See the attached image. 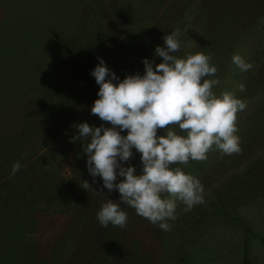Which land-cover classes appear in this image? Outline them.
<instances>
[{
  "label": "rangeland",
  "instance_id": "374dc122",
  "mask_svg": "<svg viewBox=\"0 0 264 264\" xmlns=\"http://www.w3.org/2000/svg\"><path fill=\"white\" fill-rule=\"evenodd\" d=\"M211 3L212 0H0V140L5 142L19 131L30 130L28 140L24 138L28 154L43 155L54 166L51 174L57 179L58 187L63 186L61 181H69L82 190L85 173L90 176L87 155L82 149L73 150L82 141H69L78 135L72 125L82 123L85 113L90 114L99 99V85L91 75L99 64L97 58L103 59L119 79L143 76L144 59H154V69L163 62L155 56V49L165 47L164 40L151 43V35L157 39L178 28L181 47L174 55L187 58L197 53L209 54L212 53L209 48L215 44L210 64L217 67V72L214 77L206 78L220 81L213 88L217 97L225 91L235 92L237 98L247 101V107L237 114L240 152L222 155L213 148L204 161L189 160L186 166L170 167H180L185 174L200 180L205 189L203 209L213 207L219 192L229 190L245 173L251 184L252 173L247 172H252V161L264 158V113L261 111L264 106V0H224L219 12H210ZM182 12L184 20L170 27L173 15L180 16ZM127 17L129 22L124 25ZM212 18L219 26L208 39V33L204 37L203 30L205 24L212 23ZM129 32L135 45L128 47L123 44L122 34ZM234 54L241 55L254 67L241 72L232 62ZM240 84L245 85V91L237 90ZM258 113L263 118L252 119ZM105 127L111 125L106 122ZM176 131L184 134L179 129ZM124 134L121 133L127 135ZM165 134L166 130H157V136ZM135 153L137 160L133 166L140 167L142 175L141 154ZM121 179L118 177L116 183ZM87 182L92 186L91 181ZM97 183L103 184L101 177L95 178ZM263 201H244L247 204L240 206V215L247 224L263 219L264 206H260ZM184 209L185 205L178 202L176 217L190 212ZM47 210L50 218L42 222V229L38 228L35 236V239L42 237L41 241L46 244L54 238V231L69 225L67 215L55 216L54 209L47 207ZM215 231L219 240L214 244L206 239L203 243L214 250L215 264H244L245 261L264 264V246L258 239L251 237L250 253L244 258V236L240 229L217 223L211 227L210 239ZM60 237L58 234L56 239ZM79 240L81 244L82 236ZM38 244L36 248H41ZM74 250L69 248L63 258L70 257Z\"/></svg>",
  "mask_w": 264,
  "mask_h": 264
},
{
  "label": "clouds",
  "instance_id": "9594fccd",
  "mask_svg": "<svg viewBox=\"0 0 264 264\" xmlns=\"http://www.w3.org/2000/svg\"><path fill=\"white\" fill-rule=\"evenodd\" d=\"M178 37L179 29L163 37L165 47L155 49V56L163 62L154 69V59H144L143 76L129 75L119 81L104 60L97 58L99 64L91 75L99 85V99L91 113L111 127H93L87 122L72 125L78 135L69 142L82 141L93 182L98 176L103 180L101 192L107 189L120 194L119 200L108 199L97 212L101 227H127L123 204L161 230L171 231L167 221L176 219L178 202L185 205V211H191L205 203V189L198 178L170 165L204 161L213 148L222 155L241 151L237 114L246 109L247 101L228 91L217 97L213 88L220 81L206 78L217 72L210 64L213 54L178 58L174 55L181 47ZM232 62L241 72L254 67L239 54L233 55ZM237 90L245 91V85H238ZM158 129L166 130V134L157 136ZM125 130L127 135H121ZM133 148L141 154L142 175L135 174V167L123 166L132 159ZM26 157L24 153L22 158ZM21 167L16 161L11 174ZM118 177L122 179L116 183ZM88 187L84 181V188ZM165 193L167 198H162Z\"/></svg>",
  "mask_w": 264,
  "mask_h": 264
},
{
  "label": "trees",
  "instance_id": "16d2710c",
  "mask_svg": "<svg viewBox=\"0 0 264 264\" xmlns=\"http://www.w3.org/2000/svg\"><path fill=\"white\" fill-rule=\"evenodd\" d=\"M223 2L224 0H212L210 12H219ZM175 15L172 17L175 19H169L170 22L173 21L170 27L178 20H184L185 13ZM127 18L124 25L129 22V17ZM209 24H205L203 30L204 37L208 33V39L213 34V29L219 26L214 18ZM164 35L154 39L152 34L151 43L162 41ZM132 40L130 32L128 35L122 34L125 46H134ZM214 48L215 44L209 51L213 53ZM148 54L149 52L146 53ZM119 81H123L122 77ZM261 111L264 113V106ZM262 115L258 113L252 119H262ZM91 116V113L86 112L82 123L87 122L93 127H100L102 124L105 126L106 122L101 121L98 116ZM124 133L126 135L127 130ZM30 135L31 131L25 129L16 133L11 140H0V172L4 170L0 174V264H215L217 256L214 250L203 243L209 239L215 244L218 232L215 231L212 239L209 237L211 227H215L217 223L240 229L244 236V258L249 256V244L253 238L258 239L264 246V212L263 219L252 224H247L239 212L242 209L240 206L247 204L244 201L259 203V200L264 199V158L252 161V172H247L252 173L251 184L245 173L229 190L219 192L220 197L214 201L213 207L203 209L202 205H198L195 210L182 213L174 221H167L172 225L171 231L161 230L158 224H151L137 215L135 209L123 204L122 209L128 215L127 227L121 229L109 224L104 228L97 219V212L108 199L119 200V192L112 195L107 189L101 192L103 184L95 185L87 172L85 181H91V187L81 186L82 190H78L75 183L69 181H61L64 184L58 187L57 179L51 174L54 166L49 165L43 155L33 156L25 149V142ZM26 137L27 140H24ZM78 147L77 149V145L74 146L73 150L80 151L82 143ZM132 152L133 157L128 167H134L137 160L134 148ZM24 153H27L26 158H22ZM49 153L51 152L47 154ZM18 160L22 167L12 175V166ZM139 168H136V175H141ZM162 197L167 198V193L162 194ZM47 207L55 210V216L67 215L69 225L58 232L54 231V238L46 244L41 241L42 237L35 239V236L38 228L42 229V222L50 218L46 214ZM58 234L61 237L56 239ZM79 236H82L81 244L78 241ZM37 242L42 245L41 248H36ZM69 248H75L74 252L70 257L63 258ZM86 249L93 251L84 252ZM248 263L249 261H245L244 264Z\"/></svg>",
  "mask_w": 264,
  "mask_h": 264
}]
</instances>
